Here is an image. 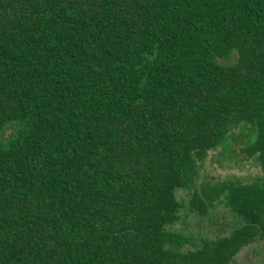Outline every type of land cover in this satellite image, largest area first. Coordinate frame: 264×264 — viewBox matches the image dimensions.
Wrapping results in <instances>:
<instances>
[{"label": "trees", "instance_id": "16d2710c", "mask_svg": "<svg viewBox=\"0 0 264 264\" xmlns=\"http://www.w3.org/2000/svg\"><path fill=\"white\" fill-rule=\"evenodd\" d=\"M235 133L264 173V0H0V264H232L264 176L204 193L228 233L172 227Z\"/></svg>", "mask_w": 264, "mask_h": 264}, {"label": "rangeland", "instance_id": "374dc122", "mask_svg": "<svg viewBox=\"0 0 264 264\" xmlns=\"http://www.w3.org/2000/svg\"><path fill=\"white\" fill-rule=\"evenodd\" d=\"M236 55H233L235 58ZM223 62H230L223 59ZM27 122L12 121L3 131L2 141L8 143L12 137L22 132ZM239 132L238 129L235 130ZM229 136L228 143L210 150L201 163L197 182L188 190H179L178 196L183 203L179 219L173 229L190 238L184 248L198 245L202 238H216L228 233L240 221L238 216L226 204L223 196L214 197L211 202L204 195L214 186L229 180L251 182L262 178L264 173L255 157H250L245 151L247 139L239 134ZM202 197L208 205L205 208L197 206L196 196ZM232 264H264V241H258L245 246L234 258Z\"/></svg>", "mask_w": 264, "mask_h": 264}]
</instances>
